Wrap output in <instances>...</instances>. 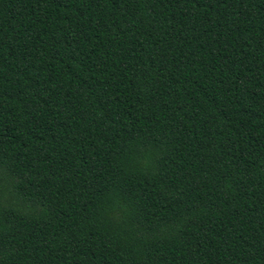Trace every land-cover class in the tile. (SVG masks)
<instances>
[{"label":"trees","instance_id":"trees-1","mask_svg":"<svg viewBox=\"0 0 264 264\" xmlns=\"http://www.w3.org/2000/svg\"><path fill=\"white\" fill-rule=\"evenodd\" d=\"M0 264H264V0H0Z\"/></svg>","mask_w":264,"mask_h":264}]
</instances>
